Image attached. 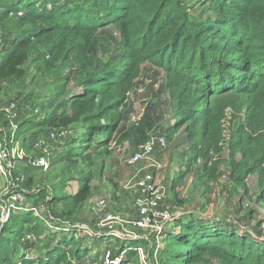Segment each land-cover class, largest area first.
I'll return each mask as SVG.
<instances>
[{
    "label": "trees",
    "instance_id": "obj_1",
    "mask_svg": "<svg viewBox=\"0 0 264 264\" xmlns=\"http://www.w3.org/2000/svg\"><path fill=\"white\" fill-rule=\"evenodd\" d=\"M62 2L0 0V7L21 12L22 27L36 20L45 21L36 31L42 36H57L53 49L59 55L64 52L67 37L81 35L89 42L100 29L115 26L120 34L121 62L119 67L87 76L82 92L46 114L38 126L65 130L84 122L86 138L91 140L99 134L104 143L110 142L124 120L123 108L134 81L141 67L149 63L164 71L170 95L173 122L165 130L167 142L181 132L185 134V154H190L187 166L199 163V170L209 182L216 180L222 154L227 152L233 185L243 186L248 177L256 175V200L264 204V0H209L212 17L194 20L185 18L180 11L186 10L173 7L167 0ZM28 38L19 40L0 60V86L23 75L20 67L26 61L23 50ZM46 63L50 65L51 61ZM226 122L231 126L227 139ZM154 126L153 119L146 115L123 136L142 145ZM186 172L182 171L172 183L174 198ZM80 179L75 193L50 199L51 205L65 203L67 216L89 199L91 176ZM174 221L164 228L166 246L160 251L171 264H206L207 258L215 259L217 264H264V239L236 230L224 221ZM37 222L29 211H16L10 216L9 225L19 230L14 237L22 241L24 251L34 248L35 241L22 239V233L30 229L36 234L35 227L43 229ZM48 232L54 241L46 256L36 262L32 257L24 259L22 264H69L70 260L73 264L88 254L91 242H84L83 235L74 228L61 226ZM5 248L0 243L3 253Z\"/></svg>",
    "mask_w": 264,
    "mask_h": 264
},
{
    "label": "rangeland",
    "instance_id": "obj_2",
    "mask_svg": "<svg viewBox=\"0 0 264 264\" xmlns=\"http://www.w3.org/2000/svg\"><path fill=\"white\" fill-rule=\"evenodd\" d=\"M167 1L173 7L186 10L180 12L187 19L212 17L209 0ZM18 12L0 7V60L19 40L29 37L23 50L26 61L20 67L23 75L10 78L0 86V147L15 159L12 178L9 181L0 178V214L2 208L11 205L10 197L18 195L22 199L18 207L31 213L38 211L36 224L43 229L35 227L37 235L30 229L23 231L22 239L29 234L27 241H35L34 248L24 251L22 241L14 237L19 230L9 225L10 218L5 222L0 219V243L7 247L4 253L0 249V264H22L24 259L31 257L35 262L42 259L54 241L53 234L48 231H56L61 226L82 229L84 242H91L88 254L84 253L73 264H105L106 258L132 260L136 243L129 238L133 229L127 223L137 218L134 207L136 192L131 187L136 170L129 168L126 162L141 145H135L133 138L126 139L123 135L148 115L155 123L148 139L157 137L166 140L165 130L173 120L164 71L149 63L141 67L123 108L124 120L108 143H104L99 134L91 140L86 138L87 126L84 122L65 130L42 129L38 124L43 117L82 92L87 76L119 67L122 55L120 34L115 26H106L89 42L81 35L69 36L63 54L59 55L53 49L58 43L57 36H42L36 31L45 25V21L36 20L22 27ZM80 49H83L82 53ZM48 61H51L50 65L46 63ZM9 105L14 106L15 120L5 113ZM224 125L226 131L231 127L227 122ZM236 126L237 122L233 128ZM49 132L54 135L47 140ZM185 149H188V143L181 132L171 143L166 140L164 148L155 147L151 155L161 167L153 172V177L155 182L168 189L167 203L173 215L172 221H187L190 218L224 221L236 230L259 240L264 239V204L256 200L258 177H248L240 187L233 185L229 178L228 155L224 151L216 180L209 182L199 170V163L187 166L190 154H185ZM35 158L47 160L48 169L35 168L31 163ZM141 166L146 172L143 174L152 172L149 162L144 161ZM165 168L169 176L162 178L161 172ZM182 171H187V174L179 181L174 198L171 186ZM85 175L91 176V191L89 199L80 209L67 216L64 213L68 210L65 203L51 205L52 196L75 193L80 178ZM108 216L117 217L124 223L122 226H109L106 222ZM4 230L7 232L3 233ZM136 235L148 238L143 245L149 264H171L160 254L166 246L164 237L157 244L151 233L136 231ZM72 262L70 260L69 264ZM206 264H217V261L207 258Z\"/></svg>",
    "mask_w": 264,
    "mask_h": 264
},
{
    "label": "built area",
    "instance_id": "obj_3",
    "mask_svg": "<svg viewBox=\"0 0 264 264\" xmlns=\"http://www.w3.org/2000/svg\"><path fill=\"white\" fill-rule=\"evenodd\" d=\"M20 17L21 12L17 13ZM13 105H9L5 109V113L10 117V119L15 120V111ZM119 111H122V107L119 106ZM13 128L15 126L11 125ZM224 137L227 139L228 131H226L224 125ZM52 131V130H51ZM54 133L49 132L47 140L53 138ZM166 146V140L164 138L150 137L144 144H142L139 149L129 157L126 165L129 168H134L135 176L132 179L131 187L135 190L136 196L134 200V207L137 212V218L129 222L132 227V231L129 232V238L136 243L135 247V258L132 260H120V259H109L106 258L105 264H149L147 261V255L145 254L143 241L148 240L146 236H137L136 231H143L151 233L155 236L156 243L159 244V240H163L164 228L173 219V215L170 212V208L167 203V190L166 186L159 184L154 181L153 172L159 171L160 165L154 162L151 155L155 147L164 148ZM144 161L149 162V168L152 172L149 174H143L146 172L141 166ZM32 165L40 170H46L49 167V162L44 158H38L31 160ZM14 156H10L5 149L0 147V178L9 181L12 178V173H14ZM230 176V173H229ZM168 187V186H167ZM12 200L11 205L8 208H2L0 219L1 222H5L10 218L11 213L19 211L20 206L18 204L22 201L21 197L18 195H13L10 197ZM19 208V209H18ZM20 210L28 211V209L21 208ZM33 216L36 214L35 218H38V211L34 210L32 212ZM107 224L111 226L112 224L120 225L124 223L121 219L117 217L108 216L106 219ZM111 227H109L110 229ZM75 229V228H74ZM78 234L83 235L81 230H75ZM109 234H112L111 232ZM92 236V235H90ZM103 236V235H100ZM88 237V236H87ZM86 237V238H87ZM25 239H30L29 234L25 235ZM156 254H154L155 258ZM155 264V263H154Z\"/></svg>",
    "mask_w": 264,
    "mask_h": 264
},
{
    "label": "crops",
    "instance_id": "obj_4",
    "mask_svg": "<svg viewBox=\"0 0 264 264\" xmlns=\"http://www.w3.org/2000/svg\"><path fill=\"white\" fill-rule=\"evenodd\" d=\"M165 128V127H164ZM186 150V149H185ZM170 172H172V169H171V171ZM161 175L163 176L162 178H166V177H168L169 176V174L167 173V171H166V168L161 172ZM252 176H254V175H252ZM172 179L174 178V173H172ZM169 186H170V184H169ZM178 186V185H177ZM177 189V188H176ZM135 247H136V244H135ZM135 247H134V249H133V251H134V256H135ZM133 256V257H134Z\"/></svg>",
    "mask_w": 264,
    "mask_h": 264
}]
</instances>
